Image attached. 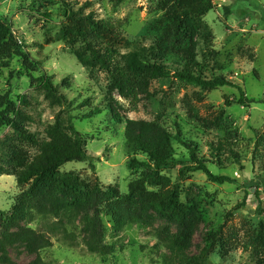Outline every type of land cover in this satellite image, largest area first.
Wrapping results in <instances>:
<instances>
[{"label":"rangeland","instance_id":"rangeland-1","mask_svg":"<svg viewBox=\"0 0 264 264\" xmlns=\"http://www.w3.org/2000/svg\"><path fill=\"white\" fill-rule=\"evenodd\" d=\"M50 1L0 0V21L11 27L31 58L52 76L67 103L58 105L48 99L35 80L37 75L22 73L20 59L11 57L0 60V104L10 101L20 105L30 117L26 128L40 137L50 126L71 116L76 130L86 139L89 158L87 162L66 163L60 171L76 173L85 180L97 178L104 185L117 186L121 194H126L129 184L147 170L129 166L132 158L144 161L145 157L127 153L124 126L115 123L109 107L123 121H155L172 134L178 127L212 174L234 181L211 183L204 174L194 172L195 165L189 162L146 172L149 191L157 190L154 180L166 177L171 186L178 187L179 202L201 215L187 255L200 256L212 245L207 264H264V154L253 149L255 139L264 134V103H260L264 101V0H226L220 5L218 0H209L213 10L201 21L210 36L206 40L194 38L197 60L208 69L206 76H223L240 87L247 99L254 100L242 106L236 88L207 90L172 78L150 81L148 92L131 105L113 90L110 77L92 60L81 41L68 44L72 24L62 5ZM169 1L61 0L113 27L104 34L88 31L87 39L97 49H111L123 66L122 59L130 53L149 56L155 42H162L169 14H175ZM225 8L231 13L227 18ZM162 48L168 49L165 45ZM76 53L88 59V64H80ZM182 58L168 53L165 63L176 67ZM20 96L25 97V104L19 103ZM94 108L102 113L80 120ZM227 138L230 150L217 154L212 144ZM9 148L21 156L36 153L16 140L8 127L1 126L0 162L10 158L13 150ZM20 193L13 176L0 175V211L11 212ZM103 221L106 243L116 246L115 254L107 258L87 251L77 222L70 226L62 221L69 232H74V243L50 232L57 219L33 213L24 225L50 234L52 246L40 255L53 264H168L172 260L158 233L165 227L175 233V225L154 216L147 225L128 226L114 234L108 220ZM9 257L17 264L34 259L20 246L9 249Z\"/></svg>","mask_w":264,"mask_h":264},{"label":"trees","instance_id":"trees-1","mask_svg":"<svg viewBox=\"0 0 264 264\" xmlns=\"http://www.w3.org/2000/svg\"><path fill=\"white\" fill-rule=\"evenodd\" d=\"M115 1L120 3L122 0ZM50 2L53 5H62L64 15L72 24L71 34L68 35L72 38L68 40V44L81 41L91 53L92 60L110 77L113 90L118 96L129 100L131 105L139 103V96L148 92L150 81L167 78L207 90L233 87L240 93L239 106L254 102L247 99L242 89L225 77L215 74L207 77V66L197 60L194 38L206 40L210 36L208 27L201 21L213 10L209 0L169 1L170 11L175 14H169L170 22L165 28L162 42H155L149 56L130 53L122 59L124 66L111 49H97L87 39L88 31L99 34L111 31L113 27L109 23L96 21L91 13L85 14L81 7L75 10L61 0ZM224 11L226 18L231 15L228 8ZM164 45L166 49L168 47L167 51L162 48ZM155 49L156 54L153 53ZM168 53L183 56L180 64L176 67L168 66L165 63ZM11 57L20 59L22 73L30 77L37 75L35 80L48 99L58 105L67 103L66 97L60 94L53 84L52 76L46 74L41 69V64L31 58L11 27L0 21V60ZM76 59L82 65L88 64V59L78 53ZM25 101L24 96L19 97L20 104H25ZM260 103L264 101L260 100ZM0 107H4L0 111V127H8L16 140L36 150L31 157H27L9 148L13 150L10 158L0 162V175L13 176L21 189L12 211H0V264H17L9 257V249L16 246L34 255V259L27 264H53L45 261L40 255L41 251L52 246L50 234L24 225L33 213L43 218L57 219V222L51 225L50 232L60 233L63 239L71 243L76 241L75 234L69 232L62 221H67L70 226L77 222L82 243L87 251L103 258L114 255L116 251V246L105 241L104 218L111 225L112 232L118 234L128 226L147 225L155 216L176 227L175 233L168 227L158 233L160 244H166L172 256L168 264H207L212 245L204 249L200 256H188L186 253L201 221L200 213L195 208L179 202L178 187L171 186L166 177L161 176L154 180L152 184L157 190L149 191L146 172L160 171L178 163L189 162L195 165L194 172L204 174L211 183L222 185L234 181L212 174L198 157L195 147L183 138L178 127L172 134L155 121H123L109 107L115 123L124 126L127 153L145 157L144 161L132 158L129 166L132 169L147 170L129 184L126 194H121L117 186L104 185L97 178L85 180L76 173L60 171V167L66 163L87 162L89 158L86 139L76 130L71 116H68L64 123L57 122L50 126L45 136L40 137L26 128L30 117L20 105L4 101ZM101 113L100 109L94 108L80 120L91 119ZM227 135L230 136L229 132ZM229 141L230 138H227L220 140L216 145L212 144L215 152L221 154L227 149L230 150ZM253 149L263 151L264 154V134L255 139ZM230 152L232 153V150Z\"/></svg>","mask_w":264,"mask_h":264},{"label":"built area","instance_id":"built-area-1","mask_svg":"<svg viewBox=\"0 0 264 264\" xmlns=\"http://www.w3.org/2000/svg\"><path fill=\"white\" fill-rule=\"evenodd\" d=\"M225 1H226V0H218L216 4H217V5H220V3L223 4Z\"/></svg>","mask_w":264,"mask_h":264}]
</instances>
